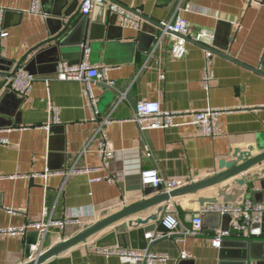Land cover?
Instances as JSON below:
<instances>
[{
	"label": "crops",
	"instance_id": "1",
	"mask_svg": "<svg viewBox=\"0 0 264 264\" xmlns=\"http://www.w3.org/2000/svg\"><path fill=\"white\" fill-rule=\"evenodd\" d=\"M113 1L136 9L158 23L172 15L178 2ZM81 2L40 0L41 14H32L28 12L32 0H0V25L8 32L7 36H0V72L13 71L19 63V67L25 69L31 55L25 56L30 51L35 53L47 47L45 40L57 23L49 18L61 16L62 22H67L72 17L74 25L81 21ZM182 2L193 8L180 11V15L189 21L192 34L201 30L214 32L211 78L207 87L203 84L207 59L201 45L190 40L185 56L172 58L166 40L156 47L161 33L159 27L143 18L140 29L123 25L119 20L110 22L112 12L104 5H98L88 17L84 42L67 48V57L60 56V60L76 65L83 60V49L87 46L90 63L110 67L109 79L124 88L119 91L109 87L112 94L104 90L102 83H96L92 90L98 97L101 117L112 119L106 127L108 144L114 151L111 158L104 160L99 154L100 134H96L97 122L92 121L84 84L79 81L48 84L45 81L44 78L52 76L56 70L54 55L47 56L46 61L39 64L37 68L47 70L34 74L39 79L29 94L22 97L24 99L19 101L14 95L5 98L0 107V140H6L0 141V176H3L0 178V228L41 221L45 212L54 219L74 215L83 223H94L144 197L143 170L156 168L162 177L198 180L223 170L220 169L221 161L232 160L237 148L251 149L253 156L264 151V74L254 70L264 67V3L249 5L245 0ZM162 75H165L164 79ZM6 79L0 75V85ZM123 92L128 93L127 99L121 98ZM148 100L159 102L165 110L224 109L226 112L219 116L222 133L210 137L192 124L142 132L132 120L134 106ZM72 167L90 170L71 175L67 181L60 174L46 178L29 176L44 173L46 169L63 171ZM263 167L264 163L245 171L244 174L253 175L251 186L236 188L245 192L239 199L263 201L261 179L264 176L255 177ZM232 181L172 199L168 211L174 215L166 217L158 231L165 236L151 241L148 235L157 232L138 235L129 248H150L166 253L170 257L167 264L239 263L238 257L223 255L222 248L226 246L235 254L243 248L237 243L248 238L233 235L225 240L222 248L212 244L216 227L228 226L229 219L205 214L200 235H183L199 212L198 197L216 196L218 190ZM12 208L16 212L9 214L7 209ZM154 210L141 211L131 219L147 218ZM141 230L142 226H139L133 231ZM34 231L37 230L30 228L25 235L0 232V264L27 261L25 249L30 233ZM78 232L75 225L64 230L52 228L46 236L39 232L37 242L31 245L32 250L44 251ZM99 235L42 264H131L122 262L118 256L89 250ZM251 239L264 240V230L261 236ZM182 251H188L189 257L182 258Z\"/></svg>",
	"mask_w": 264,
	"mask_h": 264
},
{
	"label": "built area",
	"instance_id": "2",
	"mask_svg": "<svg viewBox=\"0 0 264 264\" xmlns=\"http://www.w3.org/2000/svg\"><path fill=\"white\" fill-rule=\"evenodd\" d=\"M250 5L252 2L264 3V0H245ZM182 0H178L172 15L160 23L161 33L157 37V44L161 45L166 42L170 44V55L175 59H182L188 51L189 39L200 43L204 48L206 54V65L204 68L203 84L207 87L208 81L211 78V58H212V46L215 41L214 32L208 30H201L195 34L191 33V25L186 20L180 11L182 9L192 10V6L182 5ZM80 11L83 15H92L95 8L98 5L108 6L110 13H117L118 20L121 24L126 26H133L140 29L142 26L141 17L138 13H135L131 9L118 4L113 0H82L80 3ZM28 12L32 14H41L40 0H32L31 7ZM8 32L2 30L0 25V36H7ZM83 60L78 64H71L66 60H60L56 70L52 76L45 77V81L50 84L52 81H69V82H81L84 84V92L88 101L89 109L92 111V121L97 122L96 134H100L99 141V154L106 160L113 156L114 151L111 145L108 144L106 127L112 123L110 117H101L98 109V97L95 96L93 86L96 83H105L110 88L117 89L118 85L115 81L109 79L108 70L110 67H99L92 65L89 61V47L84 46ZM10 90L18 94L20 97H26L32 89L34 83L39 79L37 76L30 74L22 67H16L12 71ZM165 78V75H162ZM128 93H121L122 99H127ZM135 114L132 120L138 125L139 129L147 131L152 128H160L166 130V128L180 126L184 124H192L198 126L202 132L210 137L219 136L222 133L219 123V116L226 112L224 109L215 108H202L198 109H183V110H170L161 107L157 101H139L135 104ZM0 141L6 142L1 139ZM90 169L85 167H72L69 169H63V171H52L46 169V172L41 174H30L29 176L40 175L44 178L53 175L60 174L63 180L67 181L71 175H78L89 171ZM15 176V175H13ZM23 176V175H22ZM3 176H0V178ZM142 184L146 187H159L162 186V191L168 192L169 190L184 186L193 180H183L176 178H166L160 175L158 169L150 168L141 172ZM264 192V190H263ZM9 214L15 213L14 208L7 209ZM219 214L230 215V222L228 227H216L212 236V244L217 248H222L225 240L229 239L233 235H240L245 238L251 239L261 236L263 233L264 223V199L262 202H254L249 198H242L237 203H227L220 200L218 203H206L202 208H199V212L194 215L190 227L186 228L183 232L184 237L198 236L203 231L204 215L205 214ZM44 218L41 221L30 222L21 226H10L7 228H0V232L8 233L10 235H25L30 228L36 229L41 235L46 236L48 231L52 228H58L64 230L69 225H75L82 229L83 221L74 215H68L64 219H54L48 216L45 212ZM174 213L167 215L172 216ZM164 219V224L166 222ZM164 234L157 232L155 235H148V238L152 240L163 237ZM89 250L98 254H104L106 256H118L122 262L125 263H140V264H167L170 257L166 253L156 252L150 248H129L124 246H106V247H91ZM41 250V249H40ZM181 257L186 259L189 257V252L182 251Z\"/></svg>",
	"mask_w": 264,
	"mask_h": 264
},
{
	"label": "water",
	"instance_id": "3",
	"mask_svg": "<svg viewBox=\"0 0 264 264\" xmlns=\"http://www.w3.org/2000/svg\"><path fill=\"white\" fill-rule=\"evenodd\" d=\"M135 13L139 12L136 9H131ZM8 13V11H7ZM144 21L154 24V26L159 27L160 23L153 21L147 16L143 14H139ZM88 15H83L81 21H77V24L74 25L72 22V17L68 19L67 22H62L61 16L57 17L58 19L49 18V21L56 20V27L51 32V36L45 40L47 47L39 52L33 53L30 51L25 57L31 55L30 60L27 62L25 70H27L30 74H36L37 71L43 72L47 69L37 68L39 64L46 61V57L50 55H54V60L57 61L56 66L60 62V56L62 55L64 58L68 55V49L72 46L77 47L84 42L86 27H87V20ZM111 20L116 21L118 20L117 13L111 14ZM53 23H50L52 25ZM193 41L192 39H189ZM198 44V43H197ZM198 45H201L200 43ZM202 46V45H201ZM214 52L213 49H211ZM24 62V61H23ZM16 65V67H19ZM261 74H264V67L261 69H255ZM38 72V73H39ZM0 75L6 77V81L0 85V107L4 102L6 97L9 95H14L15 97L19 98L21 101L24 98H20L18 94L10 90L11 86V75L12 71H8L6 73L0 72ZM102 87L105 91H108L113 94V91L105 84L102 83ZM117 89L119 91H124L123 87L118 85ZM0 109V113H1ZM232 160L230 161H221L220 163V172H215L211 175L202 176L198 180L190 181L189 183L185 184L182 187L175 188L169 190L168 192L162 191V186L159 187H146L144 190V197L140 200L132 203V204H125L121 208L117 209L116 212L100 218L99 221L94 223H85L81 230L78 233L74 234L71 237L65 238L56 244L48 246L47 249L43 250H32L31 245L37 242V238L39 232L34 231L30 233V239L27 241L26 245V254L25 258L27 261H23L22 264H42L46 262L48 259L58 256L62 253H65L66 250H69L72 247H75L83 242H88L91 238L99 235L103 230L114 226L111 230L100 234L98 238H96L91 243V247H106V246H113L119 245L124 247H131L134 238L138 235L148 234L158 232L160 227L164 224V219L167 215L172 214L173 212L168 211V204L172 199L184 197L186 195L197 194L203 189L220 185L225 181L233 179V181L229 184L224 185L220 190L216 193V196H200L197 199V203L202 208L206 203H218L221 201L227 203H237L239 200L240 195L244 194V190L236 189L238 186H251V178L253 175L244 174L245 171L254 167L255 165H261L264 163V151L255 154L254 156L251 153V149L247 151H242L237 148L232 155ZM243 174V175H242ZM239 175H242L239 177ZM264 176V167L261 168L257 173H255V177H262ZM261 185L264 188V179H261ZM235 186L234 189H231ZM231 191H228L230 190ZM155 208L150 216L147 218H134L131 219L135 214L140 213L141 211ZM222 219H229L230 215H219ZM130 218V219H129ZM129 219L128 221H123ZM122 222L117 224L118 222ZM139 226H142L141 232L133 231L137 229ZM224 227V226H223ZM228 227V226H226ZM263 227V226H262ZM132 230L131 232L129 231ZM264 230V227H263ZM241 243V244H240ZM225 241L223 243V246ZM240 245L235 254L225 246L222 248L223 255L227 257H238L239 263L236 264H263L264 262V240H252L248 239L245 241H240L237 243ZM235 264V263H231Z\"/></svg>",
	"mask_w": 264,
	"mask_h": 264
}]
</instances>
